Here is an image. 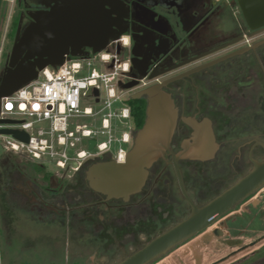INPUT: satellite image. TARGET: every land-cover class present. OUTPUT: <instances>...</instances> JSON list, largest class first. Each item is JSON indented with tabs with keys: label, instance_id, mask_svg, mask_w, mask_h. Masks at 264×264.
<instances>
[{
	"label": "flooded vegetation",
	"instance_id": "1",
	"mask_svg": "<svg viewBox=\"0 0 264 264\" xmlns=\"http://www.w3.org/2000/svg\"><path fill=\"white\" fill-rule=\"evenodd\" d=\"M240 1L16 0L13 41L33 21L31 14L63 5L75 8L81 2L92 8L104 3L110 36L125 45L123 53L133 62L126 83L134 85L125 89L141 119L132 122L125 153L145 122L150 92L167 95L177 122L165 159L187 148L207 152L213 146L207 159L178 160L188 196L202 206L246 175L253 161L264 160V22L257 16L248 20L245 13L251 5ZM74 12L80 17L79 10ZM90 50L70 48L65 57ZM200 129L209 141L195 140ZM165 159L153 162L142 188L123 198L108 197L89 181L97 164L120 161L112 154L90 160L74 174L56 175L22 155L0 153V247L22 250L42 241L65 252L79 242L99 263L121 253L115 262L124 259L190 214L174 168ZM263 201L264 184L149 264L199 237L231 243L262 233ZM260 240L255 236L207 264H221L250 247L254 249L248 259L233 260L264 264V243L256 247ZM196 260L201 261L198 256ZM180 263L186 264L182 259Z\"/></svg>",
	"mask_w": 264,
	"mask_h": 264
},
{
	"label": "water",
	"instance_id": "2",
	"mask_svg": "<svg viewBox=\"0 0 264 264\" xmlns=\"http://www.w3.org/2000/svg\"><path fill=\"white\" fill-rule=\"evenodd\" d=\"M4 0H0V13ZM244 0L240 1L243 3ZM251 5L245 13L248 20L253 16L264 22V0H246ZM80 11L79 13L74 12ZM30 22L18 34L11 46L9 56L0 75V98L10 95L24 84L37 77L38 71L46 66H55L63 62L69 49L90 48L93 52L102 50L108 41L111 28L107 21L109 12L104 3L92 8L83 2L74 6L63 5L50 11L31 14ZM89 40V41H84ZM73 56L84 54L72 52ZM133 65V62H132ZM134 82L123 84L130 88ZM152 99V100H151ZM176 110L172 101L164 93L149 98L146 119L138 130L132 148L127 151L124 161L110 160L92 168L89 181L93 188L108 197H127L139 191L147 177V169L159 158L165 159V152L170 150V141L176 126ZM186 123L189 120L183 119ZM9 122L0 119V123ZM12 134L23 141H28L25 132L3 128L0 134ZM195 141V140H194ZM207 141H209L207 139ZM203 142V141H201ZM200 142V143H201ZM93 142L90 144V146ZM209 151L188 150L186 153H171L170 163L179 183L180 190L190 206V214L164 232L153 237L143 247L113 264H149L171 248L191 237L212 223L218 216L230 209L254 189L264 184V160L253 161L252 169L225 189L222 193L202 206L196 205L188 196L183 177L178 167V160L209 158ZM188 149V148H187ZM184 151V150H183Z\"/></svg>",
	"mask_w": 264,
	"mask_h": 264
},
{
	"label": "built area",
	"instance_id": "3",
	"mask_svg": "<svg viewBox=\"0 0 264 264\" xmlns=\"http://www.w3.org/2000/svg\"><path fill=\"white\" fill-rule=\"evenodd\" d=\"M124 47L113 39L100 51L65 57L1 97L0 119L9 122L0 123V129L25 132L28 141L0 134V150L39 165L51 164L56 175L74 174L104 154L119 158L126 149L113 150V145L129 143L130 126L124 122L128 130L117 129L116 121L131 116L129 90L122 85L129 80L132 64ZM99 135L106 140L99 141Z\"/></svg>",
	"mask_w": 264,
	"mask_h": 264
},
{
	"label": "rangeland",
	"instance_id": "4",
	"mask_svg": "<svg viewBox=\"0 0 264 264\" xmlns=\"http://www.w3.org/2000/svg\"><path fill=\"white\" fill-rule=\"evenodd\" d=\"M16 13V0H4L1 13H0V75L3 71L6 60L9 56L11 46L13 43V36L15 28L12 26L13 17ZM87 118H79L78 122H85ZM126 122L130 127L133 126L131 119L116 121L117 129H127ZM131 129V128H130ZM106 135H99L98 140H106ZM85 146V144H84ZM119 146L123 149H129L130 144H120L115 143L113 145V150H116ZM2 153V150H0ZM44 167L49 169L51 172H55V168L51 164H44ZM262 211L264 212V201L262 204ZM264 215V213H263ZM259 223L264 225V216ZM243 235L239 239H230L231 243L228 241H220L219 239L209 236L206 239H193L183 244L176 250L172 251L169 255L164 257V259H158L157 263L152 264H181L180 259L184 260L186 264H207L214 259H217L229 251L236 249L237 247L243 245V243H248L252 238L260 237V241L256 245L259 246L264 243V231L258 233L254 236ZM149 236H143L142 238H148ZM141 238V237H140ZM144 241V240H140ZM218 242H222V245H218ZM139 242L135 245H130L127 247V251L131 252L137 247ZM78 245V246H77ZM80 243H72L70 249L65 252L54 251L52 247H45L44 242L39 241L34 246V248L22 249L12 251L10 249H2L0 247V264H113V262L122 258L123 253L115 256L112 260L102 261L99 263L95 256L87 249L79 247ZM254 249V247L247 248L245 251L238 252L236 255L231 256L225 262L221 264H227L233 259H248L249 253ZM82 256V257H81ZM200 257L201 261L196 260V257ZM192 257H195L196 262L192 261ZM231 262L230 264H238V262Z\"/></svg>",
	"mask_w": 264,
	"mask_h": 264
},
{
	"label": "bare ground",
	"instance_id": "5",
	"mask_svg": "<svg viewBox=\"0 0 264 264\" xmlns=\"http://www.w3.org/2000/svg\"><path fill=\"white\" fill-rule=\"evenodd\" d=\"M150 98H152L154 95H153V93H151L150 92ZM152 100V99H151ZM59 122V121H58ZM195 135V134H194ZM195 140L196 141H198V143H200L201 141H205V142H207V137H206V132H205V130H203V129H200V130H198V131H196V135H195ZM200 147H203V146H200ZM206 147H208V146H206ZM186 152H188V150L187 149H185L184 151H182L181 153H186ZM190 152V151H189ZM188 152V153H189ZM125 155H126V153H121L120 154V156H119V160L120 161H124V159H125Z\"/></svg>",
	"mask_w": 264,
	"mask_h": 264
},
{
	"label": "trees",
	"instance_id": "6",
	"mask_svg": "<svg viewBox=\"0 0 264 264\" xmlns=\"http://www.w3.org/2000/svg\"><path fill=\"white\" fill-rule=\"evenodd\" d=\"M129 106H130V111H131V117H132V122L139 124L141 122L139 111L136 105L132 104V101L129 99L128 100Z\"/></svg>",
	"mask_w": 264,
	"mask_h": 264
}]
</instances>
